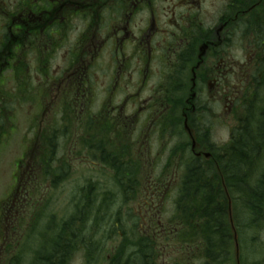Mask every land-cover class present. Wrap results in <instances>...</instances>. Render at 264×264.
<instances>
[{"label":"flooded vegetation","instance_id":"flooded-vegetation-1","mask_svg":"<svg viewBox=\"0 0 264 264\" xmlns=\"http://www.w3.org/2000/svg\"><path fill=\"white\" fill-rule=\"evenodd\" d=\"M251 14L263 21L264 0H0V93L6 75V88L15 90L17 97L28 95V103L34 107L36 102L44 103L40 113L44 114L42 130L49 135L48 152L53 140L61 144L66 140L63 131H70L76 135L77 147L71 137L65 150H70L66 162L72 164L78 157H73L75 149L78 152L82 143L80 135L87 130L100 138L103 126L102 139L108 140L110 127L105 124H113L116 118L127 125V120L147 112L158 116L157 125L166 122L171 126L167 121L171 107L168 111L164 106L169 103L166 87L187 78L190 91L183 111L188 109L189 115L183 113V127L191 139L187 125L191 123L197 131L203 126L209 143L219 144L212 137L217 116L211 104L203 125L192 117L204 114L196 108L209 83L227 88L230 81H236L234 87L242 86L244 63L237 59L243 49V22ZM252 51L256 54L258 48ZM68 55H73L71 68L66 63ZM99 69L108 83L101 84L97 78ZM16 70L28 77L22 90L24 78H19ZM233 71L239 79L233 78ZM151 73L156 74L153 93L143 97L141 91L153 78ZM128 79L138 85L137 91L127 92L131 86ZM9 81L12 85L8 87ZM237 93L231 87L224 91L230 108ZM94 102H99L95 111ZM16 110L17 105L9 111V118L0 110V145L10 129L13 133L17 130L12 124ZM63 119L71 126L56 128L54 124ZM89 119L94 127H82ZM3 122L6 133H2ZM124 130L128 132L127 126ZM201 140L196 139L197 147L210 148L206 138ZM191 141L190 150L197 156ZM34 144L33 138L28 145ZM200 155L197 157L205 156ZM58 160L65 159L58 155Z\"/></svg>","mask_w":264,"mask_h":264},{"label":"trees","instance_id":"trees-1","mask_svg":"<svg viewBox=\"0 0 264 264\" xmlns=\"http://www.w3.org/2000/svg\"><path fill=\"white\" fill-rule=\"evenodd\" d=\"M252 15L244 20L243 32L244 38L251 39L258 48V64L245 88L239 125L232 131L228 144L222 147L209 143V134L204 132V127L196 132L198 139L208 140L212 157H197L189 151L190 158L182 170L175 212L169 225L157 231L153 227L145 235L136 223L133 234H127L120 221L122 200L116 201V194L124 202L136 196L138 190L135 186L143 182L139 161L131 158V146L126 142L117 146L110 138H96L94 133L85 130L80 136L81 144L89 150L93 160L103 162L112 171L109 181L116 186L115 190L103 189L100 182L92 178L87 180L83 186H78L77 194L66 206V209H72L71 213H65L61 220L51 214L50 222L35 231L38 234L31 232L22 237L16 250L17 245L13 248L8 243L1 264H74L78 255L81 264H161L163 250H160L159 241L164 240L167 247L169 240L175 237H178L181 256L173 262L164 257L162 264H264V18L257 21L258 17ZM14 73L24 78L19 89L26 88L28 77L21 70ZM3 78L0 110L4 118H9V111H13L17 104H25L28 95L17 97L15 90L6 88V75ZM187 81V78L182 79L177 85L166 87L167 101L172 105L171 115L177 112V108L178 113L184 110ZM199 103L196 110L204 114L194 115L192 121L197 122L199 118L203 125L205 113L210 108L204 100ZM184 112L189 115L188 109ZM171 115L167 121H171L176 129L177 124ZM5 124L3 122L2 133L7 132ZM54 126L66 129L71 124L63 119ZM90 126L94 127L91 119L83 122L82 127ZM105 126L110 127V132L114 129L111 124ZM167 127L164 122L163 130ZM178 128L186 133L180 123ZM102 130L103 126L100 132ZM63 132L66 140L61 145L66 147L64 143L69 142L72 134ZM40 135L44 137L42 145L46 152L42 182L50 181L54 188H58L69 176L71 164L66 162L67 158L59 162L57 148L60 143L54 140L48 154L45 144L49 135L38 131L34 137ZM52 136L56 135L52 133ZM47 209L48 205L44 211ZM35 224L39 225L35 222L31 231L35 230ZM113 234L117 239L115 246L110 247ZM236 243L240 245L239 253Z\"/></svg>","mask_w":264,"mask_h":264},{"label":"rangeland","instance_id":"rangeland-1","mask_svg":"<svg viewBox=\"0 0 264 264\" xmlns=\"http://www.w3.org/2000/svg\"><path fill=\"white\" fill-rule=\"evenodd\" d=\"M252 50L253 44L251 39H244L243 49L238 53L240 59H237L240 61L242 58L244 63L242 86L239 85L238 87H234L236 81H230L227 88L225 86H216L214 82H211L203 89V100H207L208 104L211 103L213 112L216 111V126L212 137L214 141L219 142V144H215L217 147H222L227 144L231 138L232 131L239 125V118L242 116L244 110L242 100L244 98L243 91L245 92L246 86L245 74L247 67L248 69L252 67L251 64L255 57ZM72 56L73 55H68L66 59L69 68L72 67ZM107 60L108 57L105 56L104 61L107 62ZM233 74L234 79H239V77H235V71H233ZM151 75L153 74H149V76ZM155 75L150 79V83L142 88L141 95L143 97H147L153 93L152 84L156 82ZM35 78L36 80L39 79L37 75ZM97 78H99L101 84L110 81L103 77V71L101 69L97 71ZM103 79H105V81H103ZM128 80L131 86L128 88L127 92L137 91L136 87L138 85L132 84L134 80ZM11 85L12 82L9 81L8 87ZM164 85L166 86L167 83H164ZM187 85L189 92V81H187ZM230 87L238 91L237 96H235V102L231 108V103H227L224 96L225 89L227 90ZM97 91L99 95H102L100 88H98ZM219 91L221 94H219ZM155 95L156 93H154V97ZM108 96L109 94L105 96L107 100H109ZM113 104L114 102L112 105ZM32 105L34 104H29L28 101L25 104H17L16 118L12 123L14 126L17 125V130H15L12 136L7 138L4 147H2L3 145L0 146V149L2 148L0 150V209L7 210L3 216L1 215L0 231L5 233V236L8 235L15 226L18 228L17 237L19 231V237H24L31 232L38 231L50 222L51 214L56 216L57 220H61L65 213H71L72 209L68 210L66 206L69 204L68 202L71 201L72 196L77 194L78 186H83L84 183L91 178L96 182L99 181L103 189L110 187L115 190L116 187L114 185L112 186L109 181L111 180L109 175L112 171L108 169L103 162L93 160L89 150H85L81 143L78 144V146H80L78 147V152L75 149L73 157H78H75L74 161H72L71 172L68 173L69 176L63 184L60 183L58 188H54L50 181L42 182L44 170H41L40 166L37 168L33 165V160L37 159L40 154L38 148L33 149L30 156L22 160V166L19 168V173L16 176V182L19 179V184H15V179H13V174L16 173L15 165L18 160H21L22 155L25 154L24 149L33 139V127H35V132H41L44 126V123L42 124L44 114L40 113L41 106L44 105V103L36 102L35 107ZM76 106L75 104V107ZM164 106L168 111L171 107L170 112L172 111V105H170V103H166ZM98 107L99 102H94L92 110L95 111ZM69 108L70 111L73 110L70 105ZM178 110L179 108H177V112L171 115L177 124L176 129L174 125H171L163 130L164 124L157 125L158 116L147 112L127 120V125L122 118H116L113 124H111L114 126V129L109 134L110 140L117 146H121L125 142L131 146V158L139 161V174L141 173L140 176L143 180L142 184L135 186L138 190L137 193H135L136 196L134 195L127 201L124 202L123 198H120L118 194H116L118 197L116 201L121 199L122 203L124 202L123 204L121 203L120 206V221L123 224V229L129 236L133 234L135 228L137 229V226H135L136 223L140 226V229L143 230V233L147 235L151 232L153 227H155L156 231L160 230L163 226H166V224L169 225L172 220L173 213L175 212L174 203L179 195L182 170H185V163L190 158L189 151H191L190 145L192 144L188 135L183 131L185 135L181 129L178 128V123H180L181 128L183 127L184 113V111L178 113ZM178 116L180 121L178 120ZM190 125L193 126L191 123ZM125 126H127L128 132L124 130ZM10 133H13L12 129H10ZM74 133H76V131ZM71 137L74 143L73 146L77 147L75 142L76 135L73 134ZM104 137L105 134L100 132V138L102 139ZM39 139L40 144H42L44 137L40 135L38 137V142ZM199 139L202 141L201 138ZM70 142L71 139H69V142L64 143L66 147L61 145L63 142L59 144V155H61L63 159L69 156L70 150H65V148L67 149L69 147ZM184 145H186L187 149ZM200 145L201 146L197 148V152H209L208 149L204 148L203 144ZM106 146H108V144H106ZM97 155H99L98 152ZM80 156L83 157V161H81L82 157ZM29 173H32L33 176L28 175ZM32 177L33 180L31 181ZM17 186H19L18 192L14 193ZM21 195H25L29 199V202L32 203L33 201L34 207L30 213L29 206L23 204L26 200L22 203L21 200L18 199L19 197L22 198ZM113 204L116 205L115 203ZM47 205L48 209L44 211ZM21 217L22 220L27 222L26 226L20 223L19 219ZM33 222H38L39 225L35 224V230L31 231L30 228L34 227ZM119 229L121 230L120 225ZM116 231L118 232V230ZM36 234L38 233L35 232L34 235ZM5 236L0 239H4ZM112 237L109 243L110 247L115 246V241L117 239L114 234ZM163 241H159L160 250H163V260L164 257L166 260L172 262L175 259H179L181 255L178 248V237L169 240L167 247L163 244ZM2 243L3 241H0V246ZM19 245L18 243V247ZM74 264H81V256L78 255L76 257Z\"/></svg>","mask_w":264,"mask_h":264},{"label":"bare ground","instance_id":"bare-ground-1","mask_svg":"<svg viewBox=\"0 0 264 264\" xmlns=\"http://www.w3.org/2000/svg\"><path fill=\"white\" fill-rule=\"evenodd\" d=\"M227 144H225L224 146H226ZM236 251H237V253H239V251H240V245L239 244H236Z\"/></svg>","mask_w":264,"mask_h":264}]
</instances>
